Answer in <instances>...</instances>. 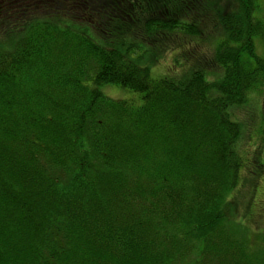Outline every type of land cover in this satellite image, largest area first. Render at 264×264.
Wrapping results in <instances>:
<instances>
[{
	"label": "trees",
	"instance_id": "1",
	"mask_svg": "<svg viewBox=\"0 0 264 264\" xmlns=\"http://www.w3.org/2000/svg\"><path fill=\"white\" fill-rule=\"evenodd\" d=\"M28 5L0 22V264H264L232 197L264 169L259 1ZM209 23V60L175 54L180 75L151 76Z\"/></svg>",
	"mask_w": 264,
	"mask_h": 264
},
{
	"label": "rangeland",
	"instance_id": "2",
	"mask_svg": "<svg viewBox=\"0 0 264 264\" xmlns=\"http://www.w3.org/2000/svg\"><path fill=\"white\" fill-rule=\"evenodd\" d=\"M258 1L261 6V12L259 16L264 19V0ZM207 26L209 27L208 35L210 38L207 39L206 42L202 39L197 38V40L200 42V45L195 48H192V46L194 47V44L197 43L196 40L193 41L192 45L187 47V49H183L182 52L177 49H172L166 55L164 54V57L160 61H157L155 66L150 67L151 76L154 78H158L160 76H163L164 74H169L170 76L180 75L183 71L182 68H180V63L174 60L175 54H178L180 58H182L185 54L189 58L188 60H190L192 63H197L198 61L203 62L204 58L205 60H209L208 55L205 54L204 56V51H206L205 53H207V50H212L216 45V41L218 37H220V35L217 28L211 27L213 26L212 23H209ZM4 41L5 38L0 37V42ZM151 53L152 52H150V54ZM100 89L104 93V95L109 97L110 99H120L128 103L138 102V94L125 90L119 86L105 85ZM261 94V96L259 94H255L251 99V104L254 107V114L256 117L255 123L253 124V126H251V129L255 137L254 142L260 149V162L264 164V90L261 92ZM243 150L244 154L248 155L249 153H251L250 151L252 149H248L247 147H245ZM240 184L243 185L240 189L241 192L232 196L236 200L238 206V211H236L235 215L236 219L240 220L241 223L247 225L249 228H251V230H256V232H252L254 234L257 233V230L259 232H264V169L260 176L257 178H252V176H248L246 173H242Z\"/></svg>",
	"mask_w": 264,
	"mask_h": 264
},
{
	"label": "flooded vegetation",
	"instance_id": "3",
	"mask_svg": "<svg viewBox=\"0 0 264 264\" xmlns=\"http://www.w3.org/2000/svg\"><path fill=\"white\" fill-rule=\"evenodd\" d=\"M32 1L34 0H0V22L5 17L12 16L16 10L28 7Z\"/></svg>",
	"mask_w": 264,
	"mask_h": 264
}]
</instances>
